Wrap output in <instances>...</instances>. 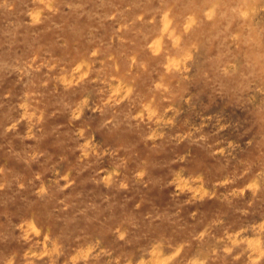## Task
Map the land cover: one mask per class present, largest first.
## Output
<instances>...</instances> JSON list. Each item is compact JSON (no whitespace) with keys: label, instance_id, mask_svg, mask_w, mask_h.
I'll return each instance as SVG.
<instances>
[{"label":"rangeland","instance_id":"1","mask_svg":"<svg viewBox=\"0 0 264 264\" xmlns=\"http://www.w3.org/2000/svg\"><path fill=\"white\" fill-rule=\"evenodd\" d=\"M0 264H264V0H0Z\"/></svg>","mask_w":264,"mask_h":264}]
</instances>
